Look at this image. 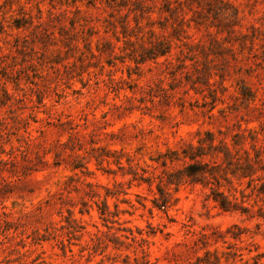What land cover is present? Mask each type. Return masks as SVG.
Returning <instances> with one entry per match:
<instances>
[{
    "label": "rangeland",
    "instance_id": "rangeland-1",
    "mask_svg": "<svg viewBox=\"0 0 264 264\" xmlns=\"http://www.w3.org/2000/svg\"><path fill=\"white\" fill-rule=\"evenodd\" d=\"M206 130L264 158V0H0V264H191L219 233L264 264L263 222L153 160Z\"/></svg>",
    "mask_w": 264,
    "mask_h": 264
},
{
    "label": "trees",
    "instance_id": "trees-1",
    "mask_svg": "<svg viewBox=\"0 0 264 264\" xmlns=\"http://www.w3.org/2000/svg\"><path fill=\"white\" fill-rule=\"evenodd\" d=\"M19 27V25H15ZM142 60L146 58L156 59L159 56H164L168 52V47L164 44L157 43V46H151L143 49ZM141 61H136V63ZM241 94L245 97L251 98L253 94L244 85H239ZM195 140H187L179 142L178 148H168L165 153H159L155 161H159L162 166H166L167 162L173 163L174 161H181L182 168L178 169L170 174H167L165 182L171 184L174 178H189L193 183H199L202 186H209L210 193L207 195L212 201H214L219 208L225 211H238L241 214L249 215L264 223V180L258 184H254V179H259L256 175L258 170H262L264 174V158L263 151L256 148L252 143L250 148L252 153L247 149H243V152L239 153V143L242 142L238 133H236L231 142H227L224 138H219L214 135L210 130L204 131L202 134L200 131L196 133ZM242 138V137H241ZM252 142L255 140L251 138ZM252 154V155H251ZM117 163H119L117 161ZM72 170H82L84 166L79 160V155H76L74 161L70 165ZM221 171L220 178L225 180L234 190L233 180H236L239 185L244 179L245 188H249V192H245V188L239 189L241 194V200L238 201L234 193L226 194L219 189V178L217 172ZM142 180H149L146 177H141ZM215 184V186H214ZM229 189V188H228ZM160 197L156 199V206H165L166 194L163 188H158ZM254 195L253 203H245L244 197ZM261 204H258V202ZM104 207L106 203L103 204ZM104 214L105 209H100ZM81 212V210H80ZM237 231H233V230ZM242 228L234 224L226 230V233L233 239L240 237ZM244 230V229H243ZM209 238L207 235L202 234V239ZM222 240L225 243V249L221 247H214L212 249L206 247L203 250L202 255H196L195 261L191 264H261L260 259L262 254L255 252L252 254V249H247V253H242L241 248L233 243H226L224 235L220 233L217 237H214V242ZM206 246V241H204ZM252 254V255H250ZM244 255H247L244 258Z\"/></svg>",
    "mask_w": 264,
    "mask_h": 264
}]
</instances>
